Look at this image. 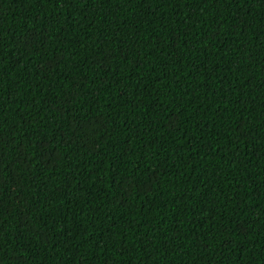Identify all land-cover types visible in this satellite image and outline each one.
<instances>
[{"label":"trees","instance_id":"trees-1","mask_svg":"<svg viewBox=\"0 0 264 264\" xmlns=\"http://www.w3.org/2000/svg\"><path fill=\"white\" fill-rule=\"evenodd\" d=\"M0 264H264V0H0Z\"/></svg>","mask_w":264,"mask_h":264}]
</instances>
